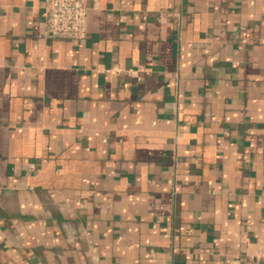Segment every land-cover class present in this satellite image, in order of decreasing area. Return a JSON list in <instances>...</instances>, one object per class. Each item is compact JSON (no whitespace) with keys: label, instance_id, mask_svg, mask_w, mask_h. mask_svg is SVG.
I'll return each instance as SVG.
<instances>
[{"label":"crops","instance_id":"0c3cea01","mask_svg":"<svg viewBox=\"0 0 264 264\" xmlns=\"http://www.w3.org/2000/svg\"><path fill=\"white\" fill-rule=\"evenodd\" d=\"M0 0V264H264V0Z\"/></svg>","mask_w":264,"mask_h":264},{"label":"built area","instance_id":"2783aa9c","mask_svg":"<svg viewBox=\"0 0 264 264\" xmlns=\"http://www.w3.org/2000/svg\"><path fill=\"white\" fill-rule=\"evenodd\" d=\"M43 16L49 35L78 41L88 35L87 0H45ZM260 258L264 261V250Z\"/></svg>","mask_w":264,"mask_h":264}]
</instances>
